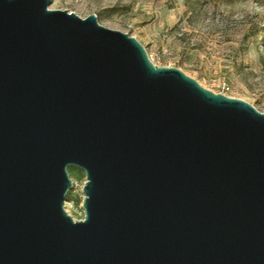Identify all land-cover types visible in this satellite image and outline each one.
<instances>
[{
  "label": "water",
  "instance_id": "95a60500",
  "mask_svg": "<svg viewBox=\"0 0 264 264\" xmlns=\"http://www.w3.org/2000/svg\"><path fill=\"white\" fill-rule=\"evenodd\" d=\"M52 2L0 0V264H264V112Z\"/></svg>",
  "mask_w": 264,
  "mask_h": 264
},
{
  "label": "rangeland",
  "instance_id": "374dc122",
  "mask_svg": "<svg viewBox=\"0 0 264 264\" xmlns=\"http://www.w3.org/2000/svg\"><path fill=\"white\" fill-rule=\"evenodd\" d=\"M137 38L157 65L177 67L218 93L264 112V0H53ZM68 213L84 218L85 171L68 166Z\"/></svg>",
  "mask_w": 264,
  "mask_h": 264
},
{
  "label": "built area",
  "instance_id": "2783aa9c",
  "mask_svg": "<svg viewBox=\"0 0 264 264\" xmlns=\"http://www.w3.org/2000/svg\"><path fill=\"white\" fill-rule=\"evenodd\" d=\"M67 205H68V204H67V201H65V208H66V210H67ZM67 212H68V210H67Z\"/></svg>",
  "mask_w": 264,
  "mask_h": 264
}]
</instances>
